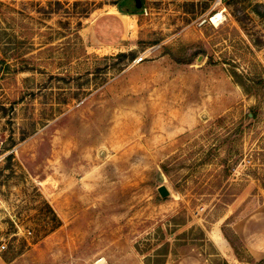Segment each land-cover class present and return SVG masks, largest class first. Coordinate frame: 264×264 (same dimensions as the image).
I'll return each instance as SVG.
<instances>
[{
    "label": "rangeland",
    "instance_id": "rangeland-1",
    "mask_svg": "<svg viewBox=\"0 0 264 264\" xmlns=\"http://www.w3.org/2000/svg\"><path fill=\"white\" fill-rule=\"evenodd\" d=\"M3 241L0 264H264V0H0Z\"/></svg>",
    "mask_w": 264,
    "mask_h": 264
},
{
    "label": "trees",
    "instance_id": "trees-1",
    "mask_svg": "<svg viewBox=\"0 0 264 264\" xmlns=\"http://www.w3.org/2000/svg\"><path fill=\"white\" fill-rule=\"evenodd\" d=\"M121 54L124 55L125 53H121ZM121 54H119V55H121ZM234 75L237 78V82L240 83L247 92H249L248 87H246L244 82H243L242 74L238 73L237 71H234ZM256 115H257V112H255L254 109H253L252 112H251V116L255 117ZM165 256H166V252H157L153 257L154 258L156 257V261L157 262H159V260L162 261L160 264H165L166 261L165 262L163 261L165 259L164 258ZM225 264H229L228 261L225 260Z\"/></svg>",
    "mask_w": 264,
    "mask_h": 264
},
{
    "label": "water",
    "instance_id": "water-1",
    "mask_svg": "<svg viewBox=\"0 0 264 264\" xmlns=\"http://www.w3.org/2000/svg\"><path fill=\"white\" fill-rule=\"evenodd\" d=\"M137 5L141 6L142 5V0H137ZM158 190H159L160 194L163 197H166V196L170 195V190L165 184L160 185Z\"/></svg>",
    "mask_w": 264,
    "mask_h": 264
},
{
    "label": "bare ground",
    "instance_id": "bare-ground-1",
    "mask_svg": "<svg viewBox=\"0 0 264 264\" xmlns=\"http://www.w3.org/2000/svg\"><path fill=\"white\" fill-rule=\"evenodd\" d=\"M222 12L223 11H218L217 13H215L213 16H212V21H215L217 18H221L222 16ZM219 20V19H218Z\"/></svg>",
    "mask_w": 264,
    "mask_h": 264
},
{
    "label": "built area",
    "instance_id": "built-area-1",
    "mask_svg": "<svg viewBox=\"0 0 264 264\" xmlns=\"http://www.w3.org/2000/svg\"><path fill=\"white\" fill-rule=\"evenodd\" d=\"M7 248V243L6 241H3L1 244H0V250H4Z\"/></svg>",
    "mask_w": 264,
    "mask_h": 264
}]
</instances>
